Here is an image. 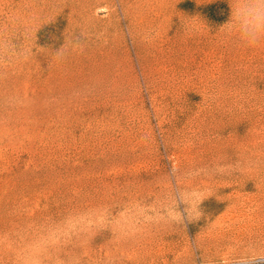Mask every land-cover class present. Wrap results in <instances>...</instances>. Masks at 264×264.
<instances>
[{"label": "rangeland", "instance_id": "1", "mask_svg": "<svg viewBox=\"0 0 264 264\" xmlns=\"http://www.w3.org/2000/svg\"><path fill=\"white\" fill-rule=\"evenodd\" d=\"M260 0H0V264H264Z\"/></svg>", "mask_w": 264, "mask_h": 264}, {"label": "clouds", "instance_id": "2", "mask_svg": "<svg viewBox=\"0 0 264 264\" xmlns=\"http://www.w3.org/2000/svg\"><path fill=\"white\" fill-rule=\"evenodd\" d=\"M260 2L262 4H264V0H260ZM262 34H264V28L259 29L256 33H254L253 35L249 36L247 38V40H246L247 45L248 46H255L259 42Z\"/></svg>", "mask_w": 264, "mask_h": 264}]
</instances>
